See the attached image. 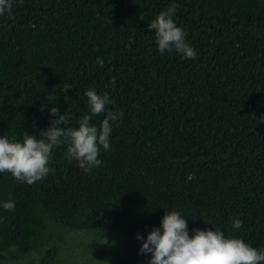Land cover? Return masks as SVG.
I'll use <instances>...</instances> for the list:
<instances>
[{"label":"trees","instance_id":"trees-1","mask_svg":"<svg viewBox=\"0 0 264 264\" xmlns=\"http://www.w3.org/2000/svg\"><path fill=\"white\" fill-rule=\"evenodd\" d=\"M173 2L194 59L160 53L147 27ZM12 11L0 16V136L39 139L52 106L78 127L89 89L123 116L99 167L85 172L61 144L31 185L0 173V251L41 246L50 221L121 237L108 264H148L142 241L170 210L190 237L219 227L264 250V0H14ZM57 253L44 247L39 264Z\"/></svg>","mask_w":264,"mask_h":264},{"label":"clouds","instance_id":"clouds-1","mask_svg":"<svg viewBox=\"0 0 264 264\" xmlns=\"http://www.w3.org/2000/svg\"><path fill=\"white\" fill-rule=\"evenodd\" d=\"M14 0H0V16L13 18ZM179 5L173 2L166 10L160 11L148 25L155 32V42L160 53L165 51L181 54L186 59L196 57L195 49L186 42L187 33L173 19ZM65 84L63 91L70 90ZM90 114L83 115L78 127H65L68 115L56 106L48 111L54 117L49 127L40 130L39 139L35 134H26L22 141L0 136V173L8 172L17 180L31 185L43 179L50 171L48 167L53 148L67 144L65 156L75 159L85 172L99 167L101 148L110 147L113 124L121 119L122 112L108 109L111 103L107 93L98 94L89 89ZM106 113L99 126L91 123L92 117ZM264 123V117L259 121ZM12 211L15 204L8 201L3 205ZM242 221L235 219L234 228H241ZM190 237L185 216L176 210L167 211L161 220V227H153L143 239L140 254L151 253L148 264H260L264 262V250H257L243 239L226 237L219 227L201 230L196 228ZM140 239V237H137Z\"/></svg>","mask_w":264,"mask_h":264},{"label":"rangeland","instance_id":"rangeland-1","mask_svg":"<svg viewBox=\"0 0 264 264\" xmlns=\"http://www.w3.org/2000/svg\"><path fill=\"white\" fill-rule=\"evenodd\" d=\"M44 231L46 241L27 253L12 247L0 251V264H39L42 250L52 243L58 245V253L51 264H108L124 247L118 235L92 229L63 228L46 221Z\"/></svg>","mask_w":264,"mask_h":264}]
</instances>
